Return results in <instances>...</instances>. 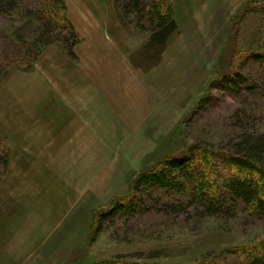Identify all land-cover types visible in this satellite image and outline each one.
Returning a JSON list of instances; mask_svg holds the SVG:
<instances>
[{"label": "rangeland", "instance_id": "rangeland-1", "mask_svg": "<svg viewBox=\"0 0 264 264\" xmlns=\"http://www.w3.org/2000/svg\"><path fill=\"white\" fill-rule=\"evenodd\" d=\"M170 1L178 28L162 44L116 0H65L77 58L37 43L38 0L0 14V264H246L264 247L249 207L200 218L189 190L168 195L187 203L179 214L96 234L98 214L141 174L193 148L209 152L197 162L209 191L233 205L237 169L223 155L264 135V0Z\"/></svg>", "mask_w": 264, "mask_h": 264}, {"label": "trees", "instance_id": "trees-1", "mask_svg": "<svg viewBox=\"0 0 264 264\" xmlns=\"http://www.w3.org/2000/svg\"><path fill=\"white\" fill-rule=\"evenodd\" d=\"M21 1L23 0H0V14L16 10ZM38 1L44 6L45 12L42 9L39 16L42 29L37 43L49 46L61 42L69 55L77 58L75 47L79 44L80 37L68 18L65 0ZM116 1L125 16L135 13L141 15L143 23L147 20L148 30L153 32L151 42L164 44L178 28L170 0ZM143 23L137 24L139 29H145L146 25ZM258 57L263 58L261 55ZM36 59L37 57L34 60ZM31 66V63L27 64L24 69L29 70ZM226 81L235 83L234 78ZM223 158L224 162L237 169V175L230 179L227 186L233 205H229L230 202L222 203L219 196L209 191L210 173L197 165V162L208 165L209 152L206 149L193 148L188 157L166 159L158 169L141 174L133 183L131 195L115 200L109 209L98 214L96 234L106 230V226L111 227L116 219L133 218L144 212L179 214L185 211L187 203L168 199V195L188 190L192 192L190 195L193 203L197 205L196 213L200 218L235 217L237 202H241L249 207V213L253 217L264 221V135H246L235 145V151L223 155ZM247 256L249 261L246 264H264V247L252 248ZM96 264L145 263L116 257Z\"/></svg>", "mask_w": 264, "mask_h": 264}, {"label": "crops", "instance_id": "crops-1", "mask_svg": "<svg viewBox=\"0 0 264 264\" xmlns=\"http://www.w3.org/2000/svg\"><path fill=\"white\" fill-rule=\"evenodd\" d=\"M70 13V11H68ZM74 24V23H73ZM76 31L78 30L76 27H75ZM78 32V31H77Z\"/></svg>", "mask_w": 264, "mask_h": 264}]
</instances>
